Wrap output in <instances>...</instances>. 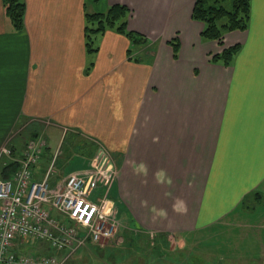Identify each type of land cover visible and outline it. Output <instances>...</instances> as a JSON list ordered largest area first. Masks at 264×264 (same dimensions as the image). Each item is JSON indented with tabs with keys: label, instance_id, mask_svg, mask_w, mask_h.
Instances as JSON below:
<instances>
[{
	"label": "crops",
	"instance_id": "crops-1",
	"mask_svg": "<svg viewBox=\"0 0 264 264\" xmlns=\"http://www.w3.org/2000/svg\"><path fill=\"white\" fill-rule=\"evenodd\" d=\"M23 2L15 31L0 0V166L11 161L4 148L18 157L26 134L42 136L41 179L64 141L55 185L102 146L117 163L111 199L121 234L180 237L264 219V0H250L245 30L225 33L224 48L238 45L228 65L212 60L223 47L200 37L195 0ZM117 4L148 44L107 30L89 53L85 15Z\"/></svg>",
	"mask_w": 264,
	"mask_h": 264
},
{
	"label": "built area",
	"instance_id": "built-area-1",
	"mask_svg": "<svg viewBox=\"0 0 264 264\" xmlns=\"http://www.w3.org/2000/svg\"><path fill=\"white\" fill-rule=\"evenodd\" d=\"M47 147L38 136L24 143L21 156H11V148L2 150L18 168L9 178L0 177V264H65L59 252L108 245L120 234L111 199L118 172L115 158L98 146L84 170L52 185L59 149L50 156L42 178H36ZM32 240L54 253L30 251L35 247Z\"/></svg>",
	"mask_w": 264,
	"mask_h": 264
},
{
	"label": "rangeland",
	"instance_id": "rangeland-1",
	"mask_svg": "<svg viewBox=\"0 0 264 264\" xmlns=\"http://www.w3.org/2000/svg\"><path fill=\"white\" fill-rule=\"evenodd\" d=\"M35 137L26 134L22 142L24 144ZM58 149L60 153L62 149H66L64 141L58 145ZM71 150L76 151L77 148ZM84 166L75 163L72 168L84 169ZM260 214L262 213L258 215ZM258 215L257 217L245 215L240 222L233 219L232 224H221L186 236L163 234L162 240L158 242L155 241L156 233L147 232L148 246L141 255L133 252L129 255L126 249H120L124 244L121 238L124 231L107 245L114 248L111 255H107V260L103 254H99V259L90 249L84 247L70 253L66 262L72 261L69 264H147V262L148 264H264V219ZM31 245L36 247L40 243L32 240ZM155 246L158 249H155ZM35 247L30 248V251L35 252L34 250L37 249Z\"/></svg>",
	"mask_w": 264,
	"mask_h": 264
},
{
	"label": "trees",
	"instance_id": "trees-1",
	"mask_svg": "<svg viewBox=\"0 0 264 264\" xmlns=\"http://www.w3.org/2000/svg\"><path fill=\"white\" fill-rule=\"evenodd\" d=\"M5 14L15 31H21L24 25L25 4L23 0H2ZM250 14V0H195L191 17L193 20L203 24L200 37L204 40H214L223 47V37L225 33L231 31H243L247 28ZM131 16V11L124 5H113L108 8L105 13H94L85 15V46L89 53L98 50L95 38L107 30H115L125 34L133 47L145 46L148 44L147 38L137 32L128 30L127 21ZM173 48L174 57L178 51L177 36L170 41ZM238 45L222 49L219 54L212 57L213 61L221 60L223 64L228 65L235 53ZM131 50H129V54ZM51 157L46 160V166ZM44 159V157H43ZM45 166V168H46ZM18 168L15 161L7 162L0 172L1 178H9ZM244 200V204L246 205ZM157 235V234H156ZM163 235H157L155 241L162 240ZM148 235L146 233H136L133 231H125L123 234L124 244L120 249H126L129 255L139 253L142 254L144 248L148 246ZM147 241V242H146ZM147 244V245H146ZM90 251L100 259L99 254L106 256L111 255L114 248L107 245L88 244L86 246ZM107 247V248H106ZM34 251L37 253H54L48 248L36 246ZM130 248V249H129ZM158 249L157 246L154 247ZM116 250V249H115ZM65 252V251H63ZM61 252V253H63ZM60 253V254H61ZM69 252L66 251V254ZM106 260H104L106 262ZM68 261V260H67ZM72 261L66 262L69 264ZM148 264V262H147Z\"/></svg>",
	"mask_w": 264,
	"mask_h": 264
}]
</instances>
